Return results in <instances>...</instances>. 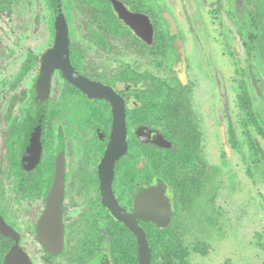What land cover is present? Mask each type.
Segmentation results:
<instances>
[{"label": "flooded vegetation", "instance_id": "flooded-vegetation-1", "mask_svg": "<svg viewBox=\"0 0 264 264\" xmlns=\"http://www.w3.org/2000/svg\"><path fill=\"white\" fill-rule=\"evenodd\" d=\"M75 1L86 13L85 23L82 20L78 30L67 1L61 3L68 24L70 60L80 76L79 83L55 67L48 95L42 98L37 91L42 57L56 39L50 0L53 42L40 57L30 51L16 78L23 80L39 67L32 88V108L21 121L16 115L9 116L8 122L3 120L6 129L0 144V166L4 158L7 169L0 168V176L12 177L22 199L41 203L42 211L32 224L34 233L19 229L1 206L0 215L19 234V246L32 264H139L141 244L122 218L125 215L147 233L152 261L153 253H176L172 249L177 242L173 226L182 220L180 211L193 204L192 194L201 183L203 188L208 170L205 115L199 109V105L208 107V96L177 89L171 78L149 67L139 70V62L132 55L145 52L156 60L162 51L174 50L180 64L173 70L186 86L196 54L181 39L178 15L168 7L170 0H116L129 12L149 18L151 28L143 30L151 34L149 40L120 18L115 0ZM215 4L216 10H221L224 0H216ZM253 11L261 13V8ZM119 34L126 39L122 46L125 58L112 65L107 55L113 43L108 37ZM103 54L105 59H95ZM197 93L198 100L194 95ZM115 105L120 107V120L127 130V150L108 158ZM34 121L40 128L42 146L37 162L29 158L26 143L27 131ZM154 136L162 138L165 145L153 142ZM57 178L63 189L64 235L60 245L49 246L39 237L38 223L48 208ZM28 231L30 237L25 238ZM169 231L172 237L167 244L170 239L162 240L161 234ZM0 236L12 242L4 253L5 264L15 240Z\"/></svg>", "mask_w": 264, "mask_h": 264}, {"label": "rangeland", "instance_id": "rangeland-1", "mask_svg": "<svg viewBox=\"0 0 264 264\" xmlns=\"http://www.w3.org/2000/svg\"><path fill=\"white\" fill-rule=\"evenodd\" d=\"M66 1L78 30L85 23V10L75 0ZM170 1L181 39L196 54L190 82L185 86L173 70L180 61L172 49H163L156 60L145 52L134 53L132 59L139 62V70L149 67L171 78L177 89L208 96V107L199 105L205 115L208 170L203 188L201 183L192 194L193 204L180 211L182 220L173 226V235L189 252L174 262L264 264V0H224L218 11L216 0ZM258 7L261 13L253 11ZM108 41L113 44L107 58L118 65L125 58L126 39L119 34ZM52 42L50 0H0V144L9 116L21 121L32 108L39 67L17 80L22 65L30 51L40 57ZM242 91L250 95V109L240 105ZM199 94H194L196 99ZM0 168L7 169L4 158ZM0 206L19 229L32 232L42 211L39 201L22 199L12 177L4 175L0 176ZM24 235L29 238L30 231ZM157 263H163L160 257Z\"/></svg>", "mask_w": 264, "mask_h": 264}, {"label": "water", "instance_id": "water-1", "mask_svg": "<svg viewBox=\"0 0 264 264\" xmlns=\"http://www.w3.org/2000/svg\"><path fill=\"white\" fill-rule=\"evenodd\" d=\"M56 28V39L54 46L47 50L42 57V68L40 76L36 83V88L39 95L45 98L50 89V79L52 71L55 67H60L64 74L72 81L79 83L80 76L75 71L70 60V48L68 38V24L64 15L63 6L61 0H51ZM120 18L127 24L131 25L136 32L143 38L149 40L151 34L144 32L145 27L151 28V22L147 16L141 14H134L129 12L120 3L114 1ZM151 33V32H150ZM108 88H106L107 90ZM110 98V95H108ZM116 120L111 135V143L106 152V157L118 155L127 150L126 140V128L120 120V107L115 105ZM37 122L34 121L26 134V143L29 147V158H32L34 162L38 161L41 152L40 142V128ZM153 142L159 145H165L162 138L154 136ZM60 170V168H59ZM59 178L54 185V188L50 194L48 208L43 212L38 223V234L45 245H54V243L61 244L63 241V224L61 223V199H62V185L58 182ZM122 218L128 223L129 227L138 235L141 244L142 253L140 256L139 264H151L152 253L150 250V243L147 237V233L143 228H139L137 224L132 221V217L129 215L122 216ZM163 227L167 224L161 225ZM45 232H48V236H45ZM0 233L15 240V244L9 250L5 257V264H32L31 258L25 253L19 246V234L14 230L12 226L7 224L4 218L0 215Z\"/></svg>", "mask_w": 264, "mask_h": 264}, {"label": "trees", "instance_id": "trees-1", "mask_svg": "<svg viewBox=\"0 0 264 264\" xmlns=\"http://www.w3.org/2000/svg\"><path fill=\"white\" fill-rule=\"evenodd\" d=\"M240 105L244 109H250L252 106V101L250 99L249 94L246 91H243L242 94L240 95ZM230 135H231V140L234 138L233 136V130H230ZM171 231L169 232H163L161 234L162 240L165 239H170L167 241V244L171 243ZM11 240L9 238H6L4 236H0V264H3V257L4 253L7 252L11 245ZM182 243L177 240L176 245L172 247V249L177 250L176 253H153V261L152 264H159L157 263V259L160 257L163 263L160 264H176L174 262V259L179 258V259H185L188 256V251L187 249L183 248L181 245ZM198 247H201L199 245ZM262 248L264 249V244L262 245ZM195 250H201L200 248L195 247ZM187 251V252H186ZM204 253V252H203Z\"/></svg>", "mask_w": 264, "mask_h": 264}]
</instances>
